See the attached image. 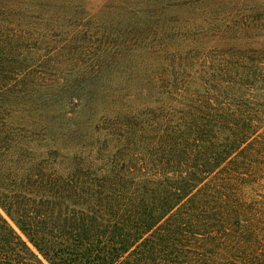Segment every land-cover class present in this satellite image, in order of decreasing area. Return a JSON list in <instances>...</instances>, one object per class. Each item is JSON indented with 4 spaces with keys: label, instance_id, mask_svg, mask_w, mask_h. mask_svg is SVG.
<instances>
[{
    "label": "trees",
    "instance_id": "obj_1",
    "mask_svg": "<svg viewBox=\"0 0 264 264\" xmlns=\"http://www.w3.org/2000/svg\"><path fill=\"white\" fill-rule=\"evenodd\" d=\"M0 264H264V0H0Z\"/></svg>",
    "mask_w": 264,
    "mask_h": 264
},
{
    "label": "rangeland",
    "instance_id": "obj_2",
    "mask_svg": "<svg viewBox=\"0 0 264 264\" xmlns=\"http://www.w3.org/2000/svg\"><path fill=\"white\" fill-rule=\"evenodd\" d=\"M88 1L91 4V6H93V5H99L100 3H103L106 0H88ZM73 141L70 143L69 141L65 142V141L62 140V141H59V143L65 149H72ZM48 143H50V142H48Z\"/></svg>",
    "mask_w": 264,
    "mask_h": 264
}]
</instances>
